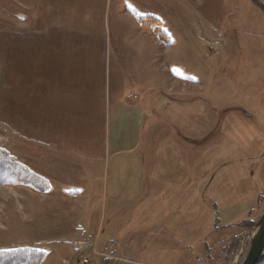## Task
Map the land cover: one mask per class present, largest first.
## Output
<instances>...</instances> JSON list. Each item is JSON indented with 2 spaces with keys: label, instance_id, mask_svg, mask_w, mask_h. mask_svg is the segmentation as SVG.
<instances>
[{
  "label": "rangeland",
  "instance_id": "obj_1",
  "mask_svg": "<svg viewBox=\"0 0 264 264\" xmlns=\"http://www.w3.org/2000/svg\"><path fill=\"white\" fill-rule=\"evenodd\" d=\"M139 5L0 0V151L17 179L0 186V252L243 264L264 213V0L179 1L187 43L174 3L164 12L174 51L154 63L133 53ZM55 72L99 84L89 114L76 90L40 96ZM22 170L48 189L18 184Z\"/></svg>",
  "mask_w": 264,
  "mask_h": 264
},
{
  "label": "crops",
  "instance_id": "obj_2",
  "mask_svg": "<svg viewBox=\"0 0 264 264\" xmlns=\"http://www.w3.org/2000/svg\"><path fill=\"white\" fill-rule=\"evenodd\" d=\"M179 1H182V0H155V1L149 0L148 3H146L145 0H134L135 3L140 4L138 6L139 11H143L142 9L143 7L145 9L144 13L140 15L139 14L134 15V19L136 20L135 26L137 25L138 27V30H136V32L134 33V37H137L138 40H136L135 38L136 45H135L133 53L135 54L136 56L135 59L137 61L139 60L140 61H152L154 63V61L157 59V56L162 54V52H163V55L168 56V57L170 56V59H171L173 51H174L173 46H172L173 42L171 41V39L174 40V37L169 35L168 30L165 26L167 21H166V15H164L165 14L164 12L168 11L167 9H169V7L171 8L172 7L171 5H173L174 3L176 4V10L173 13L174 26L177 29L179 40L181 39L182 43H187V38H188L187 12H185V10H183L181 6H179ZM143 14H147V15H143ZM147 19L155 23L154 27L150 29H145L144 27H142V22ZM157 28H159L160 31L164 30V33L162 32V34H164V37L163 36L161 37V35H159V33L156 31ZM176 44L177 43L175 42L174 45ZM56 58L55 56H53L54 60ZM149 67H150V64H148V68ZM58 72H55L56 74H54L53 77L49 79V81H53V84L44 86L38 83L37 87L39 88L40 96L47 97L49 98V100L53 102H57L56 101L57 99L59 98L61 99L59 95H63V93L60 91L61 87H67L68 91L66 93L65 101H68L72 99L71 95L76 90L78 92L77 100L80 103H82V108H83L82 115L85 116L86 108L88 110L87 113L89 114V110L92 108L93 102H97L100 98L99 84L96 86L97 91H94L92 86H89L91 84L89 81L87 82V79H85V81L84 80L82 81V83L85 84L82 87V85L79 84L81 82L79 81L74 82L72 79L71 83H69L66 79L68 76L66 74H61L59 76V74L57 75ZM62 75L64 76L61 78ZM58 82H60V84L56 85L58 84ZM149 89H151V87H149ZM44 90L48 91V94L53 93V96L51 99L50 97L46 96V94L45 95L43 94ZM92 115H93V112H91V116ZM46 160L48 159L45 158V160L43 161L46 162ZM41 162L38 160V166H41ZM78 178L79 176L77 175L75 179H78Z\"/></svg>",
  "mask_w": 264,
  "mask_h": 264
},
{
  "label": "trees",
  "instance_id": "obj_3",
  "mask_svg": "<svg viewBox=\"0 0 264 264\" xmlns=\"http://www.w3.org/2000/svg\"><path fill=\"white\" fill-rule=\"evenodd\" d=\"M149 21L144 20L143 22ZM156 31L159 32L160 29L157 28ZM162 36L164 37V34H161V37ZM9 167L13 169L16 168L15 160H13V158L9 157L4 152L0 151V186L7 185L9 183H16L15 181H17V179H12L14 181L10 182V177L15 176V174L13 172V174H8L10 171H12ZM19 176L22 177L18 180V184L26 186L29 185L32 188L37 189L38 191H44L48 189V187H45L44 180L39 176H34L33 174L24 172L23 170ZM238 238L239 237H237L236 239L238 240ZM230 251H232V249ZM46 258L47 255L44 252L38 250L22 249L11 252H0V264H41L42 261ZM262 263H264V255L262 256L258 264Z\"/></svg>",
  "mask_w": 264,
  "mask_h": 264
},
{
  "label": "water",
  "instance_id": "obj_4",
  "mask_svg": "<svg viewBox=\"0 0 264 264\" xmlns=\"http://www.w3.org/2000/svg\"><path fill=\"white\" fill-rule=\"evenodd\" d=\"M264 255V213L251 234V245L243 264H258Z\"/></svg>",
  "mask_w": 264,
  "mask_h": 264
},
{
  "label": "flooded vegetation",
  "instance_id": "obj_5",
  "mask_svg": "<svg viewBox=\"0 0 264 264\" xmlns=\"http://www.w3.org/2000/svg\"><path fill=\"white\" fill-rule=\"evenodd\" d=\"M241 112H243V114H245L247 117H250V116H251L247 111H245V110H243V109H241ZM250 118H251V117H250Z\"/></svg>",
  "mask_w": 264,
  "mask_h": 264
}]
</instances>
